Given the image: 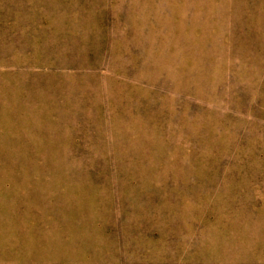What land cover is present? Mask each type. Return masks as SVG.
<instances>
[{"label":"rangeland","instance_id":"rangeland-1","mask_svg":"<svg viewBox=\"0 0 264 264\" xmlns=\"http://www.w3.org/2000/svg\"><path fill=\"white\" fill-rule=\"evenodd\" d=\"M0 264H264V0H0Z\"/></svg>","mask_w":264,"mask_h":264}]
</instances>
